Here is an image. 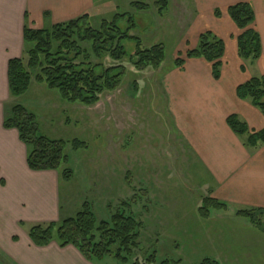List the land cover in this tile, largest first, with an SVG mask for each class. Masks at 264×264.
Masks as SVG:
<instances>
[{"label":"rangeland","instance_id":"374dc122","mask_svg":"<svg viewBox=\"0 0 264 264\" xmlns=\"http://www.w3.org/2000/svg\"><path fill=\"white\" fill-rule=\"evenodd\" d=\"M156 1L102 0L91 24L99 29L102 21H111L117 14L132 16L137 28L130 35L141 41L142 49L155 45L165 48L166 60L159 70L136 73L129 59L116 63L107 56L105 67L123 65L126 76L117 91L105 93L93 107L68 105L57 91L44 86L37 88L35 84L19 99L35 116L39 134L68 144L65 151L68 162L63 169H70L73 176L69 180L61 178L64 212L71 206L70 213L75 217L88 204L98 222H108L118 211L132 214L143 227L139 249L130 257L129 264L136 260L148 264L151 256L155 257L154 264L218 260L214 250L224 241L230 244L233 239L230 228L237 230L241 242L248 244L244 249L233 250L242 256L240 262L230 263L227 259L219 262L264 264V214L259 215L258 225L213 208L210 217H203L199 210L205 199L200 194L201 189L205 190L198 175L201 165L193 160L183 163V159L179 165L168 164L177 158L176 154L171 155L177 145L172 140L175 131L170 126L169 100L163 83L174 70V61L189 51L183 38L193 3L169 0L168 9L160 14ZM138 2H145L149 9H134L132 4ZM129 26L127 16L121 20L120 27L126 30ZM124 46L133 55L137 44L126 41ZM92 63L100 65L102 61L93 55ZM13 103L10 100L7 107ZM154 136L159 137V142ZM74 140L86 146L74 150L71 145ZM220 229L222 233L218 232ZM223 235L224 239L220 240ZM104 263L118 264L112 256Z\"/></svg>","mask_w":264,"mask_h":264},{"label":"crops","instance_id":"0c3cea01","mask_svg":"<svg viewBox=\"0 0 264 264\" xmlns=\"http://www.w3.org/2000/svg\"><path fill=\"white\" fill-rule=\"evenodd\" d=\"M191 2V18L183 38L185 48L195 49L201 34L210 31L224 41L225 56L219 80L213 78L211 65L203 59L186 60L183 68L172 70L164 78L170 126L175 131L171 130L172 140L177 145L171 152L177 158L168 164L179 165L182 159L183 163L193 160L200 164L198 175L205 185L200 194L226 204L223 212L237 215L239 211L264 209V146H245V140L227 125V118L237 115L251 131L264 130L263 114L236 93L239 85L264 76V0ZM238 3L251 4L256 15L254 28L261 38L262 56L254 63H245L238 55L241 31L228 14V8ZM97 6L95 0H0V264H98L74 246L33 244L31 227L72 218L71 206L64 212L60 174L31 171L28 150L18 131L3 126L10 100L28 109L23 101L11 97L8 82L9 62L25 58L26 16L31 28L42 30L85 14L93 18ZM217 11L220 16L215 14ZM243 65L246 70H242ZM158 138L154 136L159 142ZM229 231L233 238L230 244L224 241L214 250L217 261L242 260L233 250L244 249L248 243L241 242L237 230ZM218 232L222 233L221 229Z\"/></svg>","mask_w":264,"mask_h":264},{"label":"trees","instance_id":"16d2710c","mask_svg":"<svg viewBox=\"0 0 264 264\" xmlns=\"http://www.w3.org/2000/svg\"><path fill=\"white\" fill-rule=\"evenodd\" d=\"M102 0H95L98 4ZM156 7L162 14L169 7V0H157ZM137 10L146 11L145 2L132 4ZM220 16L217 11L215 13ZM228 14L241 34L237 38L238 55L245 63L257 62L262 56L260 35L254 28L255 12L249 3H238L228 8ZM129 17L130 26L122 30L120 22ZM92 17L85 14L75 20L46 29L37 30L29 26L26 16L24 30L25 58L9 62V92L13 99L25 96L33 83L43 85L49 90L57 91L68 105L93 107L105 93L117 91L126 76L123 65L106 68L104 60L110 57L113 62L122 63L129 59L136 73L159 70L166 60V51L162 45L142 49L141 41L130 33L137 28L135 20L127 14H117L111 21H102L99 29L91 24ZM134 41L136 51L129 55L124 43ZM90 45L86 48L85 45ZM101 59L100 65L92 63V56ZM225 43L212 32L199 37L197 48L187 51L185 57L174 61L172 69L183 68L186 60L203 59L211 65L215 80L221 78ZM242 70H246L245 65ZM237 97L257 108L264 116V76L253 77L237 88ZM227 125L233 133L245 141V146L257 148L264 146V130L251 131L247 123L239 116L227 118ZM4 128L18 131L21 141L28 150L27 165L31 171H56L64 180L73 176L70 169H63L68 162L65 154L68 144L63 140H52L39 134L35 116L20 104L6 108ZM74 150L86 145L79 140L71 143ZM199 210L205 218L210 217V208L224 209L226 204L213 198H205ZM264 209L239 211L237 216L247 218L250 222L260 224L259 215ZM142 223L132 214L116 212L108 222H98L92 208L85 204L83 210L75 217L36 225L29 230V237L34 245L46 247L57 243L61 248L74 246L82 255L98 264L112 256L118 264H129L130 257L139 249ZM264 231V229H263ZM148 264L155 263V257L147 259ZM107 264V263H104ZM134 264H139L138 261ZM165 264V262L163 263ZM199 264H221L213 258H205Z\"/></svg>","mask_w":264,"mask_h":264}]
</instances>
